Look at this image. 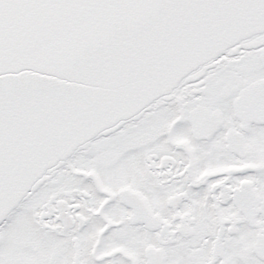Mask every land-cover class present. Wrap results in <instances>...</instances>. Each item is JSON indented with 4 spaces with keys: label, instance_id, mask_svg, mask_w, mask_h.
Instances as JSON below:
<instances>
[{
    "label": "snow or ice",
    "instance_id": "6c2138e0",
    "mask_svg": "<svg viewBox=\"0 0 264 264\" xmlns=\"http://www.w3.org/2000/svg\"><path fill=\"white\" fill-rule=\"evenodd\" d=\"M0 264H264V0H0Z\"/></svg>",
    "mask_w": 264,
    "mask_h": 264
}]
</instances>
